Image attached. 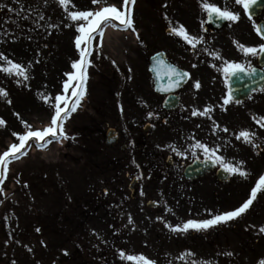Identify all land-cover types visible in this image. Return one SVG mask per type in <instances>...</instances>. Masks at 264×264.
I'll return each mask as SVG.
<instances>
[{"label": "rangeland", "instance_id": "1", "mask_svg": "<svg viewBox=\"0 0 264 264\" xmlns=\"http://www.w3.org/2000/svg\"><path fill=\"white\" fill-rule=\"evenodd\" d=\"M161 2L65 0L61 5L58 0H0V89L6 93L0 94V156L9 152L0 179V264H144L129 256H143L152 264L264 261V184L239 217L208 230L183 229L188 220L210 219L252 198V189L264 177V101L228 107L218 128L227 129L225 145L200 141L203 133L196 129L177 148H164L160 137L150 133L137 150L136 139L144 135L138 127L139 99L135 103L132 97L151 89L144 69L146 50H155L150 40L160 34V17L188 13L186 0ZM105 7H116L125 18L130 10L132 26L121 28L112 16L101 21L89 44L84 95L70 111L76 99L72 91H80V81H70L68 74L76 76L72 65L88 47H76L81 35L77 29L88 21L72 20L69 14L89 11L92 20ZM30 17L39 26L33 29L34 22H26ZM9 61L21 70L7 71ZM102 74L111 76L107 91ZM58 95L64 98L59 102L61 116H68L52 125ZM102 101L103 108H97ZM108 117H118L114 127L127 152L104 147ZM48 127L55 135L47 134L46 143L31 137L12 151L13 144L20 145V136ZM241 131L250 134V142L237 138ZM197 141L215 151L195 148ZM166 151L186 160L206 155L219 166L239 167L246 176L232 172L227 184H219L212 174L186 181L178 165L164 167ZM133 177L138 184L132 199L128 184ZM147 201L157 207L147 208Z\"/></svg>", "mask_w": 264, "mask_h": 264}, {"label": "flooded vegetation", "instance_id": "2", "mask_svg": "<svg viewBox=\"0 0 264 264\" xmlns=\"http://www.w3.org/2000/svg\"><path fill=\"white\" fill-rule=\"evenodd\" d=\"M186 1L189 5L187 17H160V34L157 33L150 40L151 46L155 50L150 53H148L149 48L146 50L147 56L144 69L151 89L150 91L145 89L143 95L137 96L135 94L132 97L135 103L139 99V107L141 108V122L138 127L141 128L142 132L143 129L148 131V135L143 132L144 136L141 135L140 138L136 139L137 150H142V147L146 145V137L150 133H155L160 137V143L165 145L164 148L169 146L177 148L181 144L180 142H183L190 134L193 135L196 129L203 133L200 141L203 140L215 145L217 143L226 144L227 131L220 132L218 128L220 124L224 123L221 117L226 118L228 116V107H237L248 102L264 101V86L258 90L252 88L254 80L260 82V78L264 79V65L260 64L261 52L259 51V46L264 45V38L259 30L260 24L264 23V5H256V0H254L249 8L245 9L242 4H237L236 0ZM202 2L212 3L219 6L221 10L238 14L239 19L229 21L219 19L215 15L209 19L207 12L201 7ZM161 5H164L163 0ZM180 25L184 26L189 36L202 38L196 47L188 43L183 36L172 31L173 28L178 29ZM142 32H145V30ZM146 33H148V30H146ZM147 45L149 46V44ZM241 45L257 48L258 52L256 54H246L240 47ZM154 54L161 55L160 62L157 65L158 82L160 84L163 81L162 75L166 70L169 85L176 79L169 69L180 70L188 74L186 75V81L176 90H172L176 86L173 83V86H167L169 90L165 94H157L153 91L148 68L149 59ZM226 63H239L245 67V71L239 72L238 77L234 79L237 83V90L241 92L238 93L240 95L247 93L245 97H232L233 94L229 88V80L232 75L223 71ZM249 67L255 70L251 74L248 72ZM108 74H102L105 79L103 86L106 91L112 82L108 80L111 79ZM100 77L101 75H97L98 79ZM112 77V80H114L115 73ZM197 81L200 84L199 88L195 87ZM109 90L111 89L109 88ZM106 95L109 96V94ZM116 96L118 95L111 94V97L116 98ZM226 99L228 103L225 104ZM234 100L242 103L235 104ZM103 103L102 101L96 107L103 108ZM128 105L126 103V106ZM123 106L125 108V105ZM206 108L209 110L207 115H200L199 112L204 111ZM194 110H197V115H193ZM96 111L100 113L99 109H96ZM121 111L117 112L120 113ZM107 119L108 121L104 122L106 128H115L116 123L119 121L111 117ZM131 147H134V143H131ZM167 156H171L172 159L171 164L165 165V167L175 164L178 165V170H180L182 164L189 162L175 151H166ZM196 157L200 156L193 158ZM202 157H206V155Z\"/></svg>", "mask_w": 264, "mask_h": 264}, {"label": "snow or ice", "instance_id": "3", "mask_svg": "<svg viewBox=\"0 0 264 264\" xmlns=\"http://www.w3.org/2000/svg\"><path fill=\"white\" fill-rule=\"evenodd\" d=\"M93 2L95 3L96 0H93ZM253 2H254V0H236V3L242 4L245 9H248L250 4ZM58 3L63 5V4H65V0H58ZM124 3L126 5L130 4V3H134V0H124ZM201 7L203 10H205L207 12L209 19H211V17L213 15L217 16L219 19H227L229 21H236L239 19L238 14H235V13L228 11V10H221V8L219 6L212 4V3L202 2ZM69 15H70V18L72 20H77L79 18H83L84 20L88 21L87 26L82 24L77 29L81 33V35L77 36L75 39V45L78 49L81 48L82 43H85V44L91 43V40L93 39L92 34L96 31L97 28H99L101 21L102 20L106 21L109 16H112L116 20H119L121 22V24L125 27H131L132 26V19H131L130 10H129V14H128L127 18H125V14L123 12L118 11L116 7H105V8H103L101 11H98L95 13V18L92 20H88V18L90 16H93V13L89 12V11L71 12ZM133 30H135V29H133ZM172 31L174 33H177V34L183 36V38L188 43H190L193 47H196L197 43H199L200 40L202 39L199 37L189 36L183 25H180L178 29L173 28ZM100 34L103 35L102 32ZM240 47L242 48V50L246 54H249V53L250 54H256L258 52V49L254 48V47H246L243 45H241ZM259 51L264 52V45L259 46ZM89 52H90V49L88 47L81 49L79 62H74L72 65L73 68L77 69L76 76H73L72 74H68L70 81L72 79H77V78L80 81L79 84L77 85V87L80 89V91L79 92H77L76 90L72 91V96L76 97V99H75L74 103L72 104L70 111L76 110V105L80 103V99L84 95L83 85L87 79L86 70H87V65H88V54H89ZM0 55H2V54H0ZM217 56H218V54H217ZM9 64H11V68L7 69V71L11 72L12 70H21V67H22L21 65L14 64L11 61H9ZM169 71H171L172 74L174 75V77L176 78L175 81L173 82L176 85H178L179 80L184 75H188L187 73L182 74V73H180L174 69H169ZM223 71L226 74L236 75L238 72H244L245 67L239 63H226ZM254 71H255L254 69L249 67V69H248L249 74H251ZM19 74H23V73L19 72ZM25 78H27V77H25ZM173 83H170L169 86L170 87L173 86ZM68 87H69V84L66 82L64 85V88L66 91H67ZM195 87L196 88L200 87L199 81H197L195 83ZM0 94L6 95V93H3V89H0ZM63 99L64 98L62 96H59V95L55 97L57 104L55 105V115L51 118V124L52 125L57 124V118H60L61 121H63L68 116L67 112H65L64 115L61 116L62 110L59 106V102ZM224 103L225 104L228 103V100L226 99L224 101ZM66 107H67V105H66ZM208 111L209 110L206 108L204 111L199 112V114L200 115H207ZM197 114H198L197 110H194L193 115H197ZM0 123H2V121H0ZM224 131H227V129H224ZM49 133L55 135V131H54L53 127L45 128L43 131H29V132H27L26 136L22 135L19 137L20 145L18 146L16 144H13L11 146V149L13 152L19 151V149L23 147L24 142L27 138L35 137V138H37V140H43L44 137ZM249 135L250 134L248 132L241 131L240 136H238L237 138L239 139L240 137H243L246 142H250L249 141ZM195 147L204 149V151L206 153L209 151H215L214 149L213 150L208 149L206 145L200 143L199 141H197ZM5 157H9V152L6 151L3 153L2 156H0V166H2V167H0V179L4 178L5 173L7 171V168H6L7 161L5 160ZM216 160L218 162H222V157L217 156ZM223 167L227 171L239 173L242 176H246V173L242 172L239 167H234L231 164H227V163L223 164ZM261 184H264V177H261L260 182L257 184L256 188L252 189V192H251L252 198L248 199L246 202H244L240 207L236 208L235 210L226 211L224 213L217 214L210 219H204V220H200V221L188 220L183 225V229L185 231L188 229L208 230L209 228L216 226L222 222H228L229 220H232L236 217H239L242 213H244L249 208V206L252 203V200L256 197L257 189L260 188ZM178 228H179V226H178ZM178 228L174 229V230H178ZM260 231L264 232V228H261ZM127 259L134 260V261H143L144 264H152L151 261L146 260V258L143 256H140V257L129 256V257H127ZM261 264H264V261H261Z\"/></svg>", "mask_w": 264, "mask_h": 264}, {"label": "water", "instance_id": "4", "mask_svg": "<svg viewBox=\"0 0 264 264\" xmlns=\"http://www.w3.org/2000/svg\"><path fill=\"white\" fill-rule=\"evenodd\" d=\"M261 4H262V0H261ZM260 33L264 37V26L260 27ZM260 59H261V64H264V52L261 53ZM156 62H157V56L155 55L154 57L151 58V65H153V69L150 67L149 70H150L152 77H153V80H154L155 90L159 91V92H163L156 85V74H155L156 73ZM164 69L166 70V68H164ZM166 74H167V70L164 71V73L162 75V77L165 79V81H166V77H167ZM233 83H235V80L233 81ZM263 84H264L263 81L258 82V80H255L254 81V88H259ZM116 137H117L116 133L112 129L107 130L105 133V137H104L105 145L107 147H111L114 144H116V142H117ZM214 168H215V163L210 161V160H202V161L194 160L190 165L185 167V169L183 171V177L187 180H196L198 178H201V177L207 175L208 173L213 171ZM215 177H216V180L219 181L220 183H225V182H228V180L230 178V173L225 168L221 167V168L217 169ZM135 182L136 181L133 180L131 182V184L129 185V190H130L132 196H133V192H134L133 187L135 185ZM154 206H155V204L152 202L147 203V207L152 208Z\"/></svg>", "mask_w": 264, "mask_h": 264}, {"label": "trees", "instance_id": "5", "mask_svg": "<svg viewBox=\"0 0 264 264\" xmlns=\"http://www.w3.org/2000/svg\"><path fill=\"white\" fill-rule=\"evenodd\" d=\"M26 16H27V15H26ZM28 17H29V16H28ZM32 21L34 22V24L32 25V26H33V29L36 28L37 26H39L40 22H39L37 19H35V17H33V18L30 17L28 20H26V22H28V23H30V22H32ZM12 22H13V21H12ZM26 228H27V230H28V229H31V227H29V226H27Z\"/></svg>", "mask_w": 264, "mask_h": 264}]
</instances>
